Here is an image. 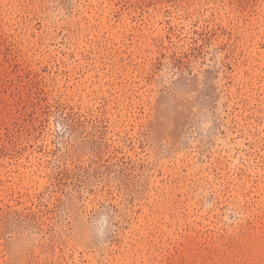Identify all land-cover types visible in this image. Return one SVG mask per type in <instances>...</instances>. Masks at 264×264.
I'll return each mask as SVG.
<instances>
[{"label": "rangeland", "instance_id": "rangeland-1", "mask_svg": "<svg viewBox=\"0 0 264 264\" xmlns=\"http://www.w3.org/2000/svg\"><path fill=\"white\" fill-rule=\"evenodd\" d=\"M0 264H264V0H0Z\"/></svg>", "mask_w": 264, "mask_h": 264}]
</instances>
